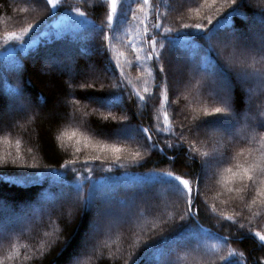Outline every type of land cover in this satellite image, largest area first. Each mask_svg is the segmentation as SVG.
I'll return each instance as SVG.
<instances>
[{
	"label": "trees",
	"instance_id": "trees-1",
	"mask_svg": "<svg viewBox=\"0 0 264 264\" xmlns=\"http://www.w3.org/2000/svg\"><path fill=\"white\" fill-rule=\"evenodd\" d=\"M138 2L139 0L133 3L132 7L136 9L137 16H142ZM151 2L158 3L160 12L165 13V6L169 0H151ZM245 2L248 7L242 9L238 15L230 14L232 10L220 0L216 7L221 11L216 12L215 9L209 10L204 7L200 16L207 13L213 16L214 23L217 19H221L225 26H235L245 33L252 25L258 30L261 25L264 0H245ZM122 3L126 4L127 0H122ZM203 4L204 0H175L173 6L185 13L186 22L192 23L199 19L194 9ZM69 5L85 11L86 17H80L78 21L86 22L77 24L75 19L70 18L67 19L63 29L55 28L53 25L59 16L63 14L76 16L69 11ZM106 10L107 5L101 6L99 0H88L87 4L83 0H66L60 11L53 16H47L42 3L36 5L30 0L29 2L0 0V58L5 55L12 56L9 64L0 65V101L10 108L9 101L13 94L11 90L19 88L24 91L34 108L33 112L31 111L34 118L30 120H25L19 113L6 115V130L0 132V158L9 161L0 165V221H7L10 225L6 238L0 239V261H3V264H73L74 259H77L78 264H124L125 258L130 254H139L142 241L147 238L145 232L161 218L171 219L175 216L173 197L165 195L162 186L149 177L153 173L167 171L195 175L201 172V158L192 159L179 150L167 148L164 138L170 135L168 131L162 132L159 136L153 133V140L158 143L160 149H164L163 152L146 150L143 147L144 141L138 134L135 141H108L127 145L128 158L123 161L125 167L113 166L111 172L100 170L93 174V179L110 178L106 180L109 184L105 187L118 189L115 196L127 198L129 204L133 203L131 198L135 194L136 207L131 209V214L125 220L118 222L119 225L114 231L99 234L94 249L89 247L85 251L81 248L85 234V216L88 214L82 209L77 211L68 203H52L74 178V174L69 172L63 177L65 183L61 184L55 178L56 174L52 173V170L63 171L60 165L65 160L73 158L74 151L73 141H68L66 138L57 139V137L65 131L77 130L86 135H93V130H99L101 127H117L118 125L111 120L102 123L103 117L108 116L109 111L116 120L127 114L132 128L137 125L151 128L158 123V117L162 124L165 111L170 116L176 115L178 124L182 119L180 114L202 115L204 109L212 111L214 107L230 106L241 121V124L237 125L239 138L245 142V146L255 150L254 155H258L261 149L259 139H253L242 123L244 113L249 107L248 95H243L239 105L233 104L231 98L227 99V103L222 102L217 95H225L220 84L212 85L207 78L184 71L185 67L193 64L191 51L181 49L179 52H172L171 55L165 52V67L168 69V65L175 62L181 66L182 78L189 77L192 80L189 81L188 87H182L177 91L172 89L170 79L173 75L169 72V103L162 102L155 88L161 83V79L154 70L149 75L151 62L141 66L135 61L131 48L127 46L128 39L135 37L137 30L143 27L142 24L133 21L130 14L127 22L122 18L114 20L117 31L106 56L98 52L97 46L101 43L98 26L106 20ZM168 15L171 20L177 16V12L173 11ZM224 17H227V20H224ZM39 21L42 22L25 36L22 44L17 41H5L4 37L7 33H19L29 23L36 24ZM148 22L151 23V12ZM119 53H123L119 56V62L124 72V79L129 82L128 91H125L123 96L114 95L105 101L115 107L101 109L97 104L90 102L92 96L96 94V89L101 87L99 80H95L92 69L93 67L98 69L100 65L109 63L114 67ZM127 61H132L131 66ZM198 61L199 57L196 58V62ZM1 62L4 63L0 60V64ZM256 66L262 67L260 64ZM120 71V69L116 70V77H119ZM93 80H95V89L81 87L85 81L93 82ZM109 82V78L104 79L105 85ZM145 87L152 94L146 96L147 108L135 96L129 99L128 95L129 91L135 90H140L143 94ZM108 90L105 88L106 92ZM69 96L78 101L75 107L71 104L73 111L71 114L61 103L62 99H68ZM251 97L253 104H264V84L253 82ZM136 112H141L142 115H134ZM204 119L213 122L208 127L219 126L221 120H227L226 117L217 116H208ZM190 120L191 115H189ZM13 121L19 127L11 129L9 134L7 125ZM232 123L228 121L229 126ZM210 137L208 145L201 146V151H210L209 145L219 139V134ZM203 138L202 134L201 139ZM95 139L103 138L97 136ZM16 140L21 142L19 150L16 147ZM186 149L187 145L184 150ZM136 150L141 151L144 156L139 165L133 163L129 155ZM90 154L91 150H86L79 159L83 160ZM17 156L23 157V160H18L14 165L11 160ZM169 157H173L175 163L170 162ZM33 163L37 165L36 168L19 166ZM26 173H37V175L27 177V181L23 183H17L23 180V174ZM122 176L126 178L125 184H120ZM220 180V172H216L215 175L211 174L206 186L201 187L200 223L205 228H213V230L216 220L203 208L204 200L208 204L216 203L218 210H222L226 215L232 214L233 203H237V210L242 207L238 203L239 194L227 193ZM87 190L86 182L84 191ZM224 200H229V204L220 203ZM40 208H44L43 215L40 214ZM69 212L73 213L71 222H68ZM25 217L31 219H24ZM137 218L141 222H136ZM249 219L254 230L264 233V215ZM22 220L24 222H21ZM244 222L246 224L244 230L237 231V227L233 226L225 227L220 231L222 235H228L230 238L240 237L239 240H233L231 247L244 252L246 264H257V261L264 260V248L259 246L256 238L247 234V221ZM69 237L73 244L71 248H64V242ZM221 255H226L222 242L208 239L204 241L199 253L180 247L177 248L172 259L174 264H208L210 259H216Z\"/></svg>",
	"mask_w": 264,
	"mask_h": 264
},
{
	"label": "snow or ice",
	"instance_id": "snow-or-ice-1",
	"mask_svg": "<svg viewBox=\"0 0 264 264\" xmlns=\"http://www.w3.org/2000/svg\"><path fill=\"white\" fill-rule=\"evenodd\" d=\"M29 2V0H26ZM36 5L43 4L47 16H53L63 7L66 0H30ZM87 4L88 0H83ZM101 6L107 5L106 20L98 26L101 36V43L97 46V51L106 56L108 50L112 47V40L117 31L114 26V20L122 18L127 22L129 14L133 21L142 24L135 37L128 39L127 46L131 48L135 56V61L141 66L151 62L149 75L154 70L161 79V83L155 86L159 92L164 104L169 103V71L165 67V52L171 55L172 52H179L181 49L193 53V64L185 67L184 71L190 74L194 73L207 78L212 85L220 84L224 91V96L218 98L227 103L231 98L232 103L239 105L243 95L247 94L249 98L248 111L244 113L243 126L253 139L258 138L261 149L258 155H254V149L245 146L237 133V125L241 121L237 114L229 107H214L212 111L203 110L202 115L180 114L182 119L176 123V115L170 116L167 111L163 113V122L153 125L151 128L137 125L135 128L130 126V118L125 114L121 119L116 120L109 111L108 116L103 117L102 123L109 120L113 121L117 127L93 130V135H86L77 130L65 131L57 139L66 138L74 142L73 158L67 159L60 165L59 170H52L56 174V179L64 184L63 177L69 172L74 174L73 182L66 188H63L59 196L52 203H68L77 211L83 210L88 215L85 216V234L81 243V248L87 250L89 247H96L98 235L110 232L113 225L125 220L130 214L131 209L136 207V195L132 196V204H129L127 198H117L114 187H104L106 180L110 178L93 179V174L97 164L104 166L105 172H111L113 166L124 168L123 162L128 157L127 145L120 142L135 141L137 134L144 141L143 147L146 150H159L156 141L153 140V133L159 136L162 132L168 131L170 135L165 137L166 147L173 150H179L184 155L192 159L201 158V172L193 175L192 173L176 174L173 171L158 172L150 175V179L158 182L165 195L173 197L172 204L175 208V216L171 219L161 218L144 235L147 237L142 241V247L139 254L132 253L125 258L124 264H174L173 255L177 248L183 247L199 253L202 250L204 241L211 239L222 242L226 255H221L216 259H210L208 264H246L245 254L231 247L233 240H239L240 237L230 238L228 235H222L221 229L225 227H237V231L244 230L247 221V234H251L259 241V246L264 248V233L254 230L251 226L249 217H260L264 215V104H253L251 97V87L253 82L264 84V9L261 10V25L257 30L255 25L249 28L248 32H241L235 26L227 27L221 19L214 23L213 16L205 13L200 16L201 9L207 7L209 10L215 9L221 11L216 5L220 0H204V4L194 9L199 19L189 23L185 21V13L178 11L173 5L175 0H169L165 6L166 12H160V5L151 0H139L138 8L142 16L136 15V9L132 7L137 0H127L126 4L122 0H99ZM224 4L232 10L230 14H240L241 10L248 7L245 0H223ZM69 11L75 13L78 17H86V12L80 8H73L70 5ZM119 9V16H118ZM176 11L177 16L169 19V13ZM149 12H151V23H149ZM227 20V17L223 18ZM244 19H248L244 17ZM29 23L19 33L10 32L4 37L5 41H17L21 44L35 27L39 26ZM86 21H76L77 24ZM211 26V27H209ZM112 33V35H109ZM46 35V34H45ZM119 53L114 67L111 64H102L97 69L93 67L92 71L95 80H99L101 87L96 89L90 100L101 109H112L115 105L106 103L114 95L123 96L128 91L129 82L124 79V72L119 62ZM199 61L196 62V58ZM251 61V62H250ZM131 66L132 61H127ZM257 64L262 67L257 68ZM120 69L119 77H116V70ZM109 78L110 82L105 85L104 79ZM95 80L93 82L85 81L82 88L95 89ZM71 87V85H69ZM105 88L109 89L107 92ZM114 90V91H113ZM12 96L9 101L10 108L4 106L0 101V132L6 130L5 116L19 113L25 120L33 119L31 115L32 105L24 91L19 88L11 90ZM129 99L133 96L143 106L147 108L146 96L152 95L148 88L129 91ZM75 107L76 100L69 101ZM7 108V110H6ZM141 116V112L134 113ZM189 115L191 120L189 121ZM208 116H217L227 120H221L219 127L214 130L219 133V139L213 142L210 151H201L202 145H208L211 137L208 133V126L212 121L204 119ZM228 121L233 123L229 126ZM19 125L13 121L7 125L9 134L11 129L18 128ZM203 134V139L201 135ZM102 137L96 140L95 137ZM7 139V137H5ZM120 141V142H108ZM174 141V142H172ZM20 140H16L17 150L20 148ZM185 145H187L186 151ZM237 145H239L237 147ZM91 150V154L85 159L80 160L79 156L86 150ZM131 161L137 165L144 159L141 151L136 150L129 154ZM170 162L175 163L173 157L168 158ZM23 157L17 156L11 160L12 164H17ZM9 161L0 158V165L7 164ZM20 167L36 168L35 163L20 164ZM222 169V171H221ZM220 172V183L229 194H239L238 203L242 205L237 210V203H233L231 215H226L222 210H218L217 204H208L206 200L202 202L203 208L216 220L213 228H205L200 223L201 214V187L206 186L208 172ZM37 173L23 174V180L17 183L27 181V177L35 176ZM88 183L87 192L84 191V184ZM228 205L229 200L220 202ZM128 211H125V210ZM40 214H44V208H40ZM73 213L69 212L68 222H71ZM24 219H31L25 217ZM21 222H24L23 220ZM10 231V225L7 221H0V239H5ZM167 233V234H165ZM245 233H242V235ZM73 241L69 237L64 242V248H71ZM215 247V245L213 246ZM3 264V261H0ZM257 264H264V260L257 261Z\"/></svg>",
	"mask_w": 264,
	"mask_h": 264
},
{
	"label": "rangeland",
	"instance_id": "rangeland-1",
	"mask_svg": "<svg viewBox=\"0 0 264 264\" xmlns=\"http://www.w3.org/2000/svg\"><path fill=\"white\" fill-rule=\"evenodd\" d=\"M61 17V18H60ZM77 17V18H76ZM71 18V20H73V19H75V21H78L79 20V18L80 17H78V16H73V15H71V16H67V15H64L63 14V16H59V18H57L56 20H55V22H54V27L55 28H57V29H60V28H62L63 29V27H65L66 26V22H67V19H70ZM11 59H12V56H10V55H5V56H3V57H1L0 58V60L1 61H3L4 63H2L1 62V64L0 65H4V64H9V62L11 61ZM6 61V62H5ZM71 69V68H70ZM168 69H169V72H170V74H172L173 76L171 77V79H170V83H171V86H172V89H175V90H181L182 89V87H188L189 85V81H191L192 79L191 78H185V77H183L182 78V72H181V66H179L178 64H176L175 62H173V63H170L169 65H168ZM186 80H185V79ZM184 79V80H183ZM188 79V80H187ZM76 100L74 97H72V96H69L68 97V99H62V101H61V103H62V105H63V107H66V109L69 111V114H71V113H73V111L71 110V103H69V101H72V100ZM7 110V109H6ZM33 110H34V108L32 107V109H31V111L33 112ZM35 115L37 114V113H34ZM68 114V115H69ZM5 123H7V121L5 122ZM217 127H219V126H215V127H208V133H209V136H215V135H218L219 133H217L214 129L215 128H217ZM126 155V154H125ZM103 167L104 166H100L99 164H97V166H96V168H95V171H94V173H97L98 171H100L101 170V172H102V170H103ZM103 174V173H102ZM211 174H213V171H209L208 172V177H207V180H206V183L209 181V179L211 178ZM126 183V178L124 177V176H122V177H120V184H125ZM109 183L106 181V185H104V187L105 186H107ZM133 220V219H132ZM131 220V222H133ZM141 222V220L140 219H136V222ZM117 225H119V223H116V224H114L113 225V227H112V231H114L116 228H117ZM73 264H78L77 263V259H74L73 260Z\"/></svg>",
	"mask_w": 264,
	"mask_h": 264
}]
</instances>
